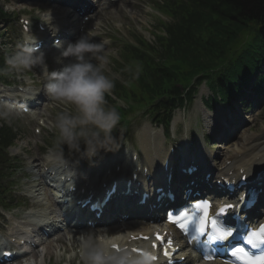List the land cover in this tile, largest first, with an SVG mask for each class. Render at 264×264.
<instances>
[{
    "label": "rangeland",
    "instance_id": "1",
    "mask_svg": "<svg viewBox=\"0 0 264 264\" xmlns=\"http://www.w3.org/2000/svg\"><path fill=\"white\" fill-rule=\"evenodd\" d=\"M160 1L116 0V2L104 6L102 10L97 8L93 12L86 13L91 18V23L86 26V31L92 29L93 40L105 44L104 53L108 58L106 66L108 74H114L118 78L121 76V72L119 71V73L118 70H122L119 65L121 63L119 61L121 49L119 46L122 43L128 41L134 43V38L139 36H143L153 42L155 34L160 33L158 29L161 18L158 11V2ZM55 5H57L56 1L51 2L49 0H0V9L7 11L10 15V23L8 25H0V33H3L0 37L1 51L9 56L20 44L21 29L19 21L21 18L32 20L33 25L36 26L38 22L47 21L49 17L57 14L55 9L59 7ZM60 7L65 11L62 6ZM53 8H55L54 12ZM50 32L52 35L53 31L51 30ZM81 34L82 32H79L75 36L74 41ZM37 35H39V32H37ZM44 52L46 53V60L50 70L58 69L60 66H57L55 61L56 51L52 53ZM7 72L11 74L10 77L7 75L11 85L5 86L0 83V96L30 93L33 91L32 85L43 86V75L39 67L31 70L10 68ZM23 72L26 74H23ZM20 84H25L23 90L17 88ZM198 91L197 95L185 108L178 109L175 112L167 137L165 136V130L157 126L144 110H139L137 107L130 109V115L127 118L128 123L121 127L118 126L116 133L122 145L120 150L103 154L102 170L94 168L93 163H89L87 160L80 161L77 164L79 168L75 180L82 183L89 177L97 178L98 171L103 172L107 166L119 164L125 159L129 160L134 149L140 151V157L143 159L142 147L144 146L141 144L142 136L140 137L139 134L147 124H149L153 133H158L160 136L159 140H152V143L154 150L162 156L166 154L168 147L173 145L177 150V155L174 157L176 161L182 160L188 154V151L191 152L188 155L189 157H194V155L198 157L200 152H202L201 154L205 153L210 159L215 160L214 163L217 167H220L224 159L226 160L230 156L229 154L233 153L234 145L240 143L246 136H254L264 132V92L261 95H252L250 104L247 103L241 106L239 101L233 100L234 103L232 102L230 105H218L215 110L209 111L202 105L201 96L210 94V90L203 85ZM43 98L42 104L34 108L29 115L24 116L18 112L11 111L0 102V127L7 122L8 125L15 126L19 132V138L9 149V153L11 157L17 158L20 169L15 173L14 178L8 182V188L12 185L11 190L13 189V191L11 194L13 196L17 195V191L28 195L29 198L26 197L24 201L29 199L27 203L30 205H28L30 208L22 205L10 213L5 212L0 207V227L3 229V233H10L23 228L25 222L33 219L31 212H35L37 215L49 212L57 216L61 213L56 204L57 202H55V199L43 184L34 189V182L40 179L43 171L42 161L52 162V164L59 161L60 164L58 163L57 167L68 162L66 151V162H62L57 158L55 133L51 128V123L56 112L60 110V106L48 101L45 94H43ZM113 100H116L115 97ZM121 101L123 102L122 104L119 103ZM110 105H122L129 109L124 100H117ZM231 129L235 131L234 136H232V132L228 133ZM126 137L127 140L123 141L122 139ZM151 145L150 152L153 153ZM162 158L160 160L161 165ZM210 185H214V182L210 183ZM32 195L37 197L32 199L30 198ZM31 203H36L38 208L33 209ZM13 214L20 219H13L11 217ZM119 214L117 213V216ZM135 221H116L111 225V229L113 231H121L132 228ZM83 230L85 229L79 230L77 235H74L68 230L63 231L60 230V227H56L51 230L48 240H53L61 235L63 237L60 243L54 241H49L50 243H48L46 240V244L43 243L39 248L32 249L28 257L19 260L15 264H84L83 259L76 255V249L81 248L79 236ZM99 230L97 228L95 232ZM106 230L104 229V231ZM80 253L82 255V250ZM75 256L79 261L74 260L71 262Z\"/></svg>",
    "mask_w": 264,
    "mask_h": 264
},
{
    "label": "trees",
    "instance_id": "2",
    "mask_svg": "<svg viewBox=\"0 0 264 264\" xmlns=\"http://www.w3.org/2000/svg\"><path fill=\"white\" fill-rule=\"evenodd\" d=\"M159 7L167 17L160 22L164 33L154 43L142 36L126 43L121 78L111 75L112 95L129 107L116 106L120 125L137 107L168 129L174 111L191 101L205 80L213 91L206 101L210 109L243 95L255 77L264 81V0H164ZM5 15L1 11L0 20ZM4 60L0 54V72ZM16 138L14 128H0V200L11 169L8 147Z\"/></svg>",
    "mask_w": 264,
    "mask_h": 264
},
{
    "label": "clouds",
    "instance_id": "3",
    "mask_svg": "<svg viewBox=\"0 0 264 264\" xmlns=\"http://www.w3.org/2000/svg\"><path fill=\"white\" fill-rule=\"evenodd\" d=\"M51 29L58 31L54 25ZM36 41L33 36L18 44L7 56L6 64L16 70L41 69L42 91L48 101L60 106L51 123L57 158L66 162V151L77 164L82 160L95 163L102 154L119 151L122 145L116 133L121 114L107 99L115 84L106 69L105 44L93 40L92 29L66 45L55 40L56 63L61 66L50 70L46 53ZM79 243L84 264H155L150 250L134 251L123 246L117 250L106 242L105 236L93 230H83Z\"/></svg>",
    "mask_w": 264,
    "mask_h": 264
},
{
    "label": "bare ground",
    "instance_id": "4",
    "mask_svg": "<svg viewBox=\"0 0 264 264\" xmlns=\"http://www.w3.org/2000/svg\"><path fill=\"white\" fill-rule=\"evenodd\" d=\"M94 1L96 2V6H95V8H93L94 11L97 8H100V10H102L104 8V6L111 4L110 2H103L101 0H94ZM77 2H78L79 10H82L83 9V3L84 2L87 3V0H77ZM74 7H76V5H74ZM72 9L73 8H69L67 13H69L70 10L72 11ZM53 10H54V8H53ZM55 10H57V9H55ZM79 10H77V11H79ZM75 15L76 14L73 15L74 16V18L72 19L73 21H74V19L77 20L75 18L76 17ZM67 16H69V15H66L65 13L64 14L62 13V14L57 15V16H52L55 18L54 22H56L58 30L61 29V26L66 24L65 19L67 18ZM145 131H147V132H145ZM139 135H140V137L142 136L141 144H143V146H144V147H142V153L144 155L142 160L143 161L145 160L146 162H143V164L148 166L149 173L152 172L151 175L155 181V182H153V185L160 184L162 181L161 175H164V171H161L162 165L160 164V160H161V157H164V156H162L160 153H158L156 150H154L153 143H152L153 139L159 140L160 136L158 134H156L155 132L153 133L149 124H147L145 126V128L140 132ZM234 135L235 134H233L232 136H234ZM252 140H253V143L249 144L250 141H252ZM150 145H151V149L153 150V153L150 152ZM234 146H235V148H234L233 153H231L230 156L227 158V160H230V164H228L227 166H224L223 168L217 170L216 177H215L216 180L219 179L220 177L227 176L229 173V170L232 168L238 167V169L233 172V174L237 176L238 171L240 169H244L245 172L250 174L255 169L264 165V132L257 134V135H254V136L253 135L252 136L251 135L246 136L244 140L240 141V143H237V145H234ZM235 149H236V151H235ZM201 153L202 152H200L199 158L201 159L202 163L204 165H206V167L209 169L208 171H210V168H212L213 163H212V161H210L211 159L205 153L204 154H201ZM172 158L174 159V157H172ZM185 160H186V162H185L186 165L190 163L189 157L186 158ZM172 161H169V162H171V165H172ZM42 163H44L43 166L46 164V162H44V161H42ZM222 164L224 165L225 162ZM54 170H55V168H52V169L50 168L49 171H47V173L49 175H51ZM48 174L45 175L44 179H46L48 177ZM138 179H139V176H138ZM216 180H215V182H216ZM107 185H110V183H107ZM128 188L135 189V186L133 185V183L130 184V186H128V185L126 186V183H125V188H123L122 184L119 185V190H122V189L127 190ZM104 189L105 188H102V190H104ZM215 189H217V188H215ZM262 197L264 198V193L262 194ZM92 216L94 217V215H92ZM133 227H136L135 223H134ZM142 229L143 230H139V231H141V232L145 231L144 230L145 228H142ZM127 238H129V237H127ZM114 243H117V242L115 241ZM127 243H128V241H125L124 243L119 242V245L123 246Z\"/></svg>",
    "mask_w": 264,
    "mask_h": 264
},
{
    "label": "snow or ice",
    "instance_id": "5",
    "mask_svg": "<svg viewBox=\"0 0 264 264\" xmlns=\"http://www.w3.org/2000/svg\"><path fill=\"white\" fill-rule=\"evenodd\" d=\"M241 199H243V197H241ZM195 207L197 209L199 208H203V219L200 221L199 223V232L203 235L205 233V229L207 224L209 223L208 221V205L207 204H203V205H195ZM227 209H231L233 207V205L229 204L225 206ZM221 211H224V209H221ZM188 216V213L185 211L184 213L181 214L182 218H186ZM170 221L175 223L176 221L173 220L172 217H170ZM211 226L213 229H215L218 233H219V237L217 236H213L210 239L211 240H216L217 238L219 239H226L227 237H230L232 235L231 231L226 230V229H220L217 228V221L215 219H212L210 221ZM185 227V225L183 223L180 224V228L183 229ZM135 238V237H134ZM157 239H163V237H160L159 235H157ZM257 240L259 241V244H264V224H262L260 226V228L256 231H253L251 233V236L248 238L247 243L249 245H252L254 249L259 247V244L257 243ZM169 243H171L169 241ZM114 248H118L117 245H113ZM135 251V250H134ZM244 248L243 247H237L235 249L236 253H242L244 252ZM167 254V253H165ZM153 259H155V257H153ZM249 264H264V255H260L257 259L255 260H250Z\"/></svg>",
    "mask_w": 264,
    "mask_h": 264
}]
</instances>
